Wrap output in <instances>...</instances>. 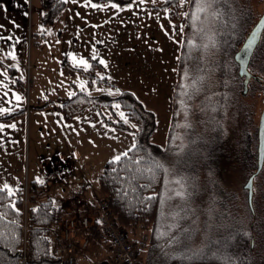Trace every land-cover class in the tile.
Wrapping results in <instances>:
<instances>
[{
	"label": "rangeland",
	"instance_id": "374dc122",
	"mask_svg": "<svg viewBox=\"0 0 264 264\" xmlns=\"http://www.w3.org/2000/svg\"><path fill=\"white\" fill-rule=\"evenodd\" d=\"M31 1L34 28L33 37L30 36L27 46L26 58L23 61L19 60L18 63L9 62L15 67L16 76L22 80L26 90V93H23L17 89L22 98L14 99V101L17 99L19 103L23 100L18 109H24L25 114H18L4 122L7 134L0 136V172L14 174L17 180L21 181L13 192L19 187L26 189L28 186L29 189V202L27 206L24 204L25 215L32 205L31 182L39 177L45 186L48 177L54 178L46 174V166L49 158L58 148L66 154L78 157V161L75 171L65 180L56 181L48 189V193L52 197L60 195L63 198L67 193L70 195L73 188L80 190L86 187L89 193L93 192L91 198L97 204L98 200L105 196L98 189V178L105 163L112 160L114 155L127 152L135 143V137L132 135L134 132L132 125L135 123L130 118L131 124H127L130 129L126 130H119L107 122L108 119L116 122L123 121L119 110L113 106H103L101 111L90 106L82 113L73 116L68 121L72 122V125L67 127L61 126L54 114L43 112L50 105L54 106L58 99L66 100L70 92L83 90L93 95L108 93L117 96L119 93L101 91V89L119 88L133 91L156 114L157 124L152 140L161 146H166L171 125V97L177 75V62L184 40L185 24L182 20L185 17L184 13L188 10V0H186L182 4L181 19L173 20L167 9L149 6L150 3H160L163 0H143V2L134 0L131 3L133 7L121 6L119 9L108 2L65 0L66 5L63 10L54 17L52 23L45 24L41 0ZM241 1L244 6L251 7L252 17L257 23L264 12V0ZM94 4L98 7H93ZM215 4L213 1L212 5ZM99 5H107V7H99ZM36 14H38L37 18ZM188 20L190 21L189 18ZM41 25L44 27L41 28ZM188 33L187 41L192 38V42L196 44L202 42L203 34L199 27L192 31L190 29ZM262 35L259 44V60L254 58L250 69L264 77V58L261 57L264 53V32ZM72 54L76 55V59L83 57L88 60L90 67L93 58H97L100 62L101 58L105 60L107 70H96L95 74L96 77L106 76L110 84L94 83L92 85L82 72H65L62 68L64 56L71 65L77 67L72 63ZM207 63L204 61L201 65ZM77 65L85 70L90 68ZM188 68L189 65L187 70ZM187 70L186 66L181 69V84L185 87V92L191 86V73L194 72ZM203 71L204 69L201 73ZM205 71L207 73V70ZM240 77L235 70L233 82H235L236 93L232 103L234 112L232 119L235 118V121H231L230 126L236 128L237 134L241 133V136L244 135V129L249 127L248 132L252 137L256 136L255 132L258 133L260 117L264 110V83L259 82L258 79H252L249 93L243 95L244 77ZM79 81L85 82V88H81ZM135 90L139 91L138 94ZM180 100L192 104L189 108L178 106V119L173 132L174 145L185 149L181 150V157L175 160V167L167 176L162 219L154 239H158L163 251L170 255V251L174 250L170 248L172 245L175 248L178 245L179 251L182 252L192 245L195 248L200 246L205 239L203 237L214 236L217 232L216 221L210 220V216L208 218L205 211L211 209L210 203L215 200L213 197L215 192H212L210 182L220 180L219 182L225 185L220 190L228 197L229 217L236 218L238 226L252 223L255 264H264V169L255 179V215L252 216L248 208L247 191L244 185L254 171L256 160L248 156L250 153L246 152L245 156L243 151L239 154V148L234 150L230 147L224 152L221 167L218 165L207 169L199 166L200 160H203L202 155H205L211 163L215 160L211 151L213 145L208 150L201 147L200 149L204 151L202 152L199 151L197 144L195 152L194 141L189 142L190 138H194L190 134L192 129L189 128L192 124L195 133L198 128L203 129V125L201 126L203 108L201 111L200 106L198 107L200 99L192 102ZM14 112L16 111L13 110L11 113ZM84 116H89L91 123L80 122ZM13 122L16 124L15 128L10 127ZM79 122L80 125L77 126ZM11 129L12 132H10ZM65 131H72L74 140L81 139L80 145L67 146L64 143ZM194 139L198 141L201 138ZM59 168L62 172L55 176L61 178L65 176L66 168L60 166ZM217 168H222L223 172L226 171L222 173ZM0 176L2 177L1 173ZM40 180L36 181L40 182ZM206 180H209V183ZM180 192H185L186 195H178L177 193ZM24 196L25 190L23 198ZM43 197L49 196L42 195L40 192L36 195L37 199H45ZM62 198L59 199L62 200ZM91 198L86 197V200L81 198L76 206H72L71 200L67 199L63 201L67 202L63 207L71 208L72 212H82L85 209L84 202H88ZM209 198L210 201L207 202ZM218 209L220 210V207ZM232 225L234 227L233 223ZM151 231L146 229L136 233L138 237L135 238L140 243H138L140 251L147 249L152 238ZM95 252L96 248L92 245L89 250L85 252L81 250L79 254L84 260L87 258L86 264H92L96 261Z\"/></svg>",
	"mask_w": 264,
	"mask_h": 264
},
{
	"label": "trees",
	"instance_id": "16d2710c",
	"mask_svg": "<svg viewBox=\"0 0 264 264\" xmlns=\"http://www.w3.org/2000/svg\"><path fill=\"white\" fill-rule=\"evenodd\" d=\"M94 1L108 2V0ZM133 1L113 0L121 6ZM213 1L216 4L208 11L197 14V19L194 21L192 10L195 7L196 0H188L187 12L189 14L188 17L185 16L182 20L185 24L184 40L177 62V75L171 97V125L166 146H161L152 140L157 124L156 114L131 90H121L117 96L108 93L93 95L83 90H77L59 106L64 120L70 121L73 116L82 113L90 106L101 111L103 106L112 107L114 101H119L121 108L125 110L135 125H138L133 130L136 132L135 144L137 147L129 149L127 155H122L120 160H110L105 163L98 178V189L105 195L112 216L119 225L127 230L137 245L140 243L135 238L138 237L136 233L146 229L152 230V238H150L147 249L139 252L141 264H255L252 223L239 225V227L236 218L229 217L228 197L223 195L220 190L225 187L224 183L219 182L220 180L210 182L212 192H215L213 196L215 200L210 203L211 209L205 211L208 218L210 216V220L215 219L216 221L217 232L214 236H205L200 246L195 248L192 245L182 252L179 251L178 245H176V248L172 245L170 248H174V250L170 251V255L163 251L158 239H154L162 219V205L167 191V176L171 173V169L175 167V160L181 157V150L185 149L174 145L173 132L178 119V106L189 108L192 104L180 99L191 102L200 99L198 100V107L200 106L201 111L203 108V117L201 118L203 129L198 128L195 133L194 125L192 124L189 127L192 129L190 134L194 138L201 139L197 141L190 138L189 142L194 141L195 152L197 144L199 145V151L202 152L204 151L200 149L201 147L208 150L213 145L211 151L215 156V160L214 163H211L205 155H202L203 160H200L199 166L207 169L218 165L221 167L224 152L229 150L230 147L234 150L239 148V154L243 151L245 156L248 152L250 153L248 156L256 160L254 171L249 175L244 185L247 191V204L250 214L255 215L254 184L255 179L259 177L264 169L263 164V167L259 170L258 133L255 132L256 136L251 137L248 132L249 127H246L244 135L241 136V133L237 134L236 128H231L230 122L235 121V118L232 119L234 114L232 103H234L236 93L235 82H233L235 70L239 77H244L242 94H248L250 91V83H247L248 88H245L246 76L240 74L238 55L256 23L252 17L253 10L251 11V7L248 5L244 6L241 0H212L210 2ZM42 5L44 23L50 24L53 22L54 17L63 10L66 1L42 0ZM149 6L167 9L171 19H181L182 4L180 0H163L160 3H150ZM249 12L251 13L247 15ZM198 27L203 34L202 42L196 44L192 42V38L187 41L188 31ZM31 36L33 37V34ZM257 44L259 45V42ZM254 47L255 52L253 51L254 53L251 56L250 66L254 58L259 60V46ZM261 57L264 58V53L261 54ZM204 61L208 63L201 65ZM9 62L12 61L0 59V64L7 70L15 87L26 93L22 80L16 76L15 67ZM91 62L92 66L85 70L71 65L64 56L62 68L68 73L82 72L92 85L94 83L110 84L106 76L96 77V70H104V65L100 60L93 58ZM188 65V70L194 72L191 73V86L185 92V87H182L181 84V69L186 66L187 70ZM203 69L204 71L201 73ZM205 70H207V73ZM193 81L196 82L195 85L192 84ZM22 113H24V109L8 114L3 119L9 120ZM107 122L119 130L130 129L127 124L120 120L116 122L108 119ZM161 164L163 167L159 166ZM218 169L222 173L226 171L223 172L222 168ZM251 177L253 178V199L250 203L247 184ZM206 182L209 183V180H206ZM43 186V183L31 182L32 205L28 208L27 215H25L23 202L24 188L19 187L11 197L7 196L6 190L0 188V197H3L0 198V232L5 233V236L0 237V264H23L24 251L27 253L26 264H69L62 257L55 256L53 253V249L61 245L56 229L65 214L66 208L56 203L51 197L37 199L38 190ZM83 193L84 191L79 190L73 194L70 198V204L76 206ZM9 200H11V203H9ZM209 201L210 198L207 202ZM83 206L87 209H83L84 211L96 218V221L88 230V235L93 242L92 245L96 244L100 247L95 252L96 261H93L92 264L94 262H108L113 258V253L107 237L99 229V213L96 205L84 202ZM218 207H220V210ZM16 209H19V211H16ZM75 212L79 211L72 213ZM25 223L28 225L27 231L23 228ZM14 234L18 235V239L13 238ZM81 235H83V230H77L76 237H81ZM74 242L77 254L74 264H85L78 257L81 251L79 250L78 241Z\"/></svg>",
	"mask_w": 264,
	"mask_h": 264
},
{
	"label": "crops",
	"instance_id": "0c3cea01",
	"mask_svg": "<svg viewBox=\"0 0 264 264\" xmlns=\"http://www.w3.org/2000/svg\"><path fill=\"white\" fill-rule=\"evenodd\" d=\"M31 2H32L31 0H0V26H2L0 27V59L1 60L9 59L10 61L15 62V63H18L19 60L20 61L25 60L26 53H27V46H28L29 39H30V36L34 28ZM41 11H42V17H43L44 15L43 5H42ZM37 15L38 14H36L35 16L36 18H37ZM13 21H15V24L12 23ZM9 36H11L12 39H9ZM16 37H19V39H16ZM114 40H116V38ZM9 50L15 51L16 53L15 57L11 55H6V53ZM79 59L80 58H77L76 60H79ZM101 60L103 59L101 58ZM72 63L78 67L77 65L78 63H75L74 60L72 61ZM102 64L104 65V70H107V63L106 64L102 63ZM0 81L3 82V83H0V108H11L12 111L13 110L18 111L19 110L18 106L22 104L23 100L21 101V103H19L17 99L16 101H14V99L16 98V93H18L16 91L17 88L15 87V84L12 81V79L9 77L7 70L1 64H0ZM135 92H137L138 94L139 91L135 90ZM62 101L64 100L58 99L57 102L54 103V106L51 107L50 105L49 107L45 108L43 112L46 114H54L56 116V119L58 118V122L60 123V125L61 126L66 125L67 127V125H72V122L69 123L68 121H65L63 118V115L59 108ZM11 112H0V123L3 124L4 122H7L8 120L3 119V117H5ZM23 114L25 113H22L21 115ZM91 115H90V118H91ZM82 121L90 122L89 116L82 117L80 122ZM80 122L77 124V126L80 125ZM107 126L109 125L107 124ZM5 130H6L5 127L0 128V136H2L3 134H7ZM72 131L70 132L65 131L64 143L70 147L78 146L80 145L81 139L74 140V135L72 134ZM10 132H12V129L10 130ZM77 161H78V157H73L69 153L66 154L65 151H62L61 149L58 148L55 154L49 158V161L47 162V166H46V174H48V176H53L54 178L52 179L48 177L45 183V186L43 188H40L39 190L41 191H38V192L42 193V195L52 197V195L48 193V189L52 187L56 181L65 180L68 177V175L73 173L76 169L75 166H76ZM59 166L62 168H66L64 169L65 176L61 178H58V176H55V174L51 173L55 169L56 170L60 169ZM0 173L2 175V177L0 176V188H3L2 187L3 184L7 182L9 185L12 186L14 190V188H16L19 182H21L17 180L16 175L14 174H11L9 172H0ZM36 180L37 179H35L34 181ZM72 190L73 191L70 193V195L67 193V195H65V197L63 198L60 195H56L52 198L55 200L56 203L61 204L62 206H65V203L67 202L64 203L63 201H67V199L70 200V197L79 191V190H74V188ZM80 190L84 191L82 198H85V200H86V197L91 198V195L93 194V192L89 193L86 187H83ZM43 198H47V197H43ZM59 198H62V200ZM70 213H72L71 208H66L65 215H69ZM95 248L96 250H99L100 247L95 246ZM78 257H80L81 261L85 262L86 264L87 258H85L84 260L82 256L78 255Z\"/></svg>",
	"mask_w": 264,
	"mask_h": 264
},
{
	"label": "built area",
	"instance_id": "2783aa9c",
	"mask_svg": "<svg viewBox=\"0 0 264 264\" xmlns=\"http://www.w3.org/2000/svg\"><path fill=\"white\" fill-rule=\"evenodd\" d=\"M62 169H55L52 174H61ZM28 186L25 189V196L23 202L26 205L29 202ZM90 204H95L99 213V229L105 234L110 243V249L113 253V258L108 262H94L93 264H141L139 259L140 248L139 245L130 237L127 230L118 224L116 219L112 216L108 201L105 197L98 200L97 204L92 199L88 201ZM27 206V205H26ZM79 213V214H77ZM96 221L94 215H90L87 211L83 213L75 212L69 215H63L60 224L56 229L61 245L53 249L55 256L62 257L69 264L76 262V250L74 248L75 242L78 241L79 250L86 251L92 246V240L88 235V230ZM25 231L28 225H23ZM83 230L81 237H76L77 230ZM93 246H96L93 245ZM23 264L27 262V253L24 251L22 257Z\"/></svg>",
	"mask_w": 264,
	"mask_h": 264
},
{
	"label": "snow or ice",
	"instance_id": "6c2138e0",
	"mask_svg": "<svg viewBox=\"0 0 264 264\" xmlns=\"http://www.w3.org/2000/svg\"><path fill=\"white\" fill-rule=\"evenodd\" d=\"M141 2H143V0H141ZM186 2V0H180V3L181 4H184ZM108 3L109 4H112L113 5V7L114 8H117V9H119L120 7H121V4H119V3H113V0H108ZM93 7H98V5H93ZM99 7H107V5H99ZM123 7L124 8H131V7H133V5L131 4V3H125L124 5H123ZM213 7V5H212V3L210 2V0H196V3H195V8L192 10V19L195 21L196 19H197V14H199V13H202V12H206V11H208L209 9H211ZM189 13L188 12H185L184 13V15L185 16H187ZM213 14H215V13H213ZM13 24H15V21H13L12 22ZM262 23H264V21H262ZM0 27H2V26H0ZM44 26L43 25H41V28H43ZM254 35V34H253ZM9 39H12V37L11 36H9ZM16 39H19V37H16ZM249 46L252 44V40H251V38L249 39ZM14 47V46H13ZM6 55H11V56H13V57H15V55H16V53H15V51L14 50H9L7 53H6ZM73 55V60H74V62L75 63H78V64H80V65H82V66H84V67H90V65H89V62H88V60H86V59H84L83 57H80V59L79 60H76V55L75 54H72ZM102 63H107L106 61H101ZM244 71H246V72H249V70L248 69H245ZM249 75H251V73L249 72ZM0 83H3L2 81H0ZM79 83H80V85H81V88H85V82L84 81H79ZM195 81H193L192 82V84L193 85H195ZM86 90V89H85ZM101 91H107V92H115V93H119L121 90L119 89V88H116V89H113V88H107V89H101ZM70 95L72 94L71 92L69 93ZM16 98L17 99H21L22 97H21V95L19 94V93H16ZM113 107H115L117 110H119V115H120V117L122 118V120H123V122L125 123V124H131V120L129 119V115L128 114H126L123 110H120L121 109V104H120V102L119 101H114L113 102V105H112ZM12 111V109L11 108H0V112H11ZM77 119H79V117H77ZM91 123V122H90ZM3 127H5V125L4 124H2V123H0V128H3ZM10 127H13V128H15L16 127V124H15V122H13L11 125H10ZM132 127L133 128H137L138 127V125H132ZM132 135H133V137H135L136 136V132H133L132 133ZM132 147L133 148H136L137 147V145L135 144V143H133L132 144ZM122 155H127V152H124V153H121V154H118V155H114L113 157H112V160H114V161H118V160H120L121 159V156ZM160 167H163V165L161 164V165H159ZM37 180H40V178L39 177H37ZM40 182L41 183H43V181L42 180H40ZM3 190H6L7 191V196L8 197H11L14 193H13V188H12V186L11 185H9L7 182H5L4 184H3ZM178 195H186V193L185 192H180V193H177ZM150 195H152V194H150ZM0 198H3V197H0ZM9 203H11V200H9ZM13 207L15 206L14 204L12 205ZM16 211H19V209H16ZM3 236H5V233H3V232H0V237H3ZM13 238H15V239H18V235H13Z\"/></svg>",
	"mask_w": 264,
	"mask_h": 264
},
{
	"label": "water",
	"instance_id": "95a60500",
	"mask_svg": "<svg viewBox=\"0 0 264 264\" xmlns=\"http://www.w3.org/2000/svg\"><path fill=\"white\" fill-rule=\"evenodd\" d=\"M262 21H264V13L261 16V18L259 19V21L255 24V26L253 27V29L251 30L249 35L247 36V38H246V40L242 46V49L240 51V55H238V60L240 62V74L245 75L246 79H247V80H245L246 81L245 82V88L246 89H247V81L252 76V73L249 71L251 73V75H249V72L244 71L245 69H248L247 57L241 56V53H243V52L245 53L246 50H249L253 47L255 40L259 37V35L261 34V32L264 28V23H262ZM250 38L252 40V44L249 46L248 42H249ZM258 137H259L258 164H259V170H260L264 164V110H263L261 117H260ZM247 187L249 189V200L251 203L252 199H253V178L252 177L249 179Z\"/></svg>",
	"mask_w": 264,
	"mask_h": 264
},
{
	"label": "flooded vegetation",
	"instance_id": "af4514ba",
	"mask_svg": "<svg viewBox=\"0 0 264 264\" xmlns=\"http://www.w3.org/2000/svg\"><path fill=\"white\" fill-rule=\"evenodd\" d=\"M264 13V12H263ZM263 15V14H262ZM261 15V16H262ZM261 16H260V18H261ZM259 18V19H260ZM259 19H258V21H259ZM257 21V22H258ZM263 32H264V28H263V30H262V32H261V34L259 35V37L255 40V42H254V44H253V47L255 46H259L257 43L259 42V44L261 43V40H262V37H263ZM253 47L251 48V49H249V50H246L245 51V53L243 52V53H241V56H246L247 57V64H248V70L250 71V59H251V56H252V54L255 52L254 51V49H253ZM254 47V48H255ZM254 51V52H253ZM240 55V54H239ZM260 69V68H259ZM260 70H262V69H260ZM260 70H259V72H260ZM251 73H252V76L249 78V81H247V83H251V80L253 79V80H256V79H258L259 80V82H261V83H264V77L263 76H261V75H259V74H256L255 72H253V71H250ZM245 79H246V77H245ZM247 88H248V86H247Z\"/></svg>",
	"mask_w": 264,
	"mask_h": 264
}]
</instances>
